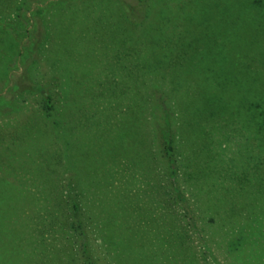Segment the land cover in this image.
Returning <instances> with one entry per match:
<instances>
[{
  "label": "rangeland",
  "instance_id": "1",
  "mask_svg": "<svg viewBox=\"0 0 264 264\" xmlns=\"http://www.w3.org/2000/svg\"><path fill=\"white\" fill-rule=\"evenodd\" d=\"M51 1L0 0V239L6 238L0 264H82L72 197L98 264H264L261 114H253L254 130L246 125L240 137L230 132L229 142L211 144L208 159L193 155V132H184L187 140L179 136L176 184L183 204L161 153V112L143 105L136 116L132 106L133 61L126 52L135 25L115 1L79 3L76 13L64 5L55 19ZM190 11L200 19L184 27L201 23L197 34L221 44L206 49L213 64L201 62L185 82L254 84L260 93L264 0H214ZM23 73L54 93L52 110L36 93L17 94ZM182 122L179 117L178 129ZM186 230L188 239L179 242ZM236 238L244 251L230 248Z\"/></svg>",
  "mask_w": 264,
  "mask_h": 264
},
{
  "label": "trees",
  "instance_id": "2",
  "mask_svg": "<svg viewBox=\"0 0 264 264\" xmlns=\"http://www.w3.org/2000/svg\"><path fill=\"white\" fill-rule=\"evenodd\" d=\"M93 1L103 0H53L51 1V17L55 19L63 15L64 13H61L60 10L64 5H68L67 13H76L81 9L79 3L92 6L95 5ZM106 1H115L121 10L120 16L132 21L135 25V34L133 33V35L136 40L134 44L131 43V47L126 52L129 57L131 56L130 62L133 61L131 64L132 75H134V83L131 85V92L134 97L132 106L135 108L136 116H138L140 109L144 106L148 107V105L153 112L157 110L161 112L162 126L158 128L161 153L171 171L172 192L185 204L186 200L176 184L179 136L187 140L184 137V132H193L191 138L194 143L192 145L198 148L192 150L193 155L196 157L197 154L200 158L208 159L210 156L208 155L210 154L209 146L212 144L219 147L229 142L234 137L230 136V132L235 133L237 131L236 135L240 137L241 135L238 134L243 130L245 131L246 125L248 126L247 130H254L253 114L257 111L261 114V123L258 129L264 133V81L257 89L260 90L258 94L254 84L235 83L232 85L224 81L219 82L218 79L214 82L207 81V86L202 83L185 82L183 76L186 75L187 77V73L199 68L197 66H200L201 62L207 61L213 64L212 59L209 61L210 57L207 56L206 49L212 47L213 44L216 47L221 44V40L216 36L205 35L203 37L197 34L201 23H197L194 29L184 27L186 23L200 19L197 13L190 11V5L212 3L214 0ZM214 4L217 9H221L220 2L216 1ZM241 5H243L242 1L237 4V7ZM238 13L242 15L239 10ZM145 24H148L145 32L148 34L146 38L142 30L144 29L142 26ZM39 37L40 39L46 38V35L44 32H40ZM118 56V59H122L120 55ZM206 64L210 65L209 63ZM211 67L206 66L204 69L212 73L213 68ZM219 68L222 67L219 66ZM219 73L223 76V72L219 70L216 74L217 77L221 78ZM29 81L28 74L23 73L17 86V94L36 93L42 97L47 109L52 110L54 93L49 94L43 85H34ZM146 84L150 86H146ZM152 92L156 94V97L150 99L148 96ZM257 101L258 105H256ZM179 117L184 126L181 129H178L176 124ZM139 119L136 118L138 121ZM180 132L183 134L180 135ZM237 137L235 139L238 140ZM57 181L54 191L57 195L56 204L59 195H61ZM26 184L27 181L23 182L22 186H26ZM58 204L60 203L58 202ZM71 207V227L75 232L73 237L77 239L78 244V255L76 256L82 264H98L97 259L90 252L86 229L81 221L79 204L74 197L71 199ZM187 219L190 226L196 229L194 216L188 213ZM3 228L0 226V238L3 236ZM137 234L138 232L135 233V236H138ZM187 234L188 231H184L178 237V241L185 242L188 239ZM221 239L226 240V236H222ZM5 240L6 238H2L0 242L3 244ZM203 240L206 241L207 239L204 238ZM241 242L240 239L233 241L230 248L232 249L231 246H233L237 251H244ZM204 248L206 250L203 256L206 258L211 252L210 247L207 249V244ZM129 252L130 250L127 249L122 250L121 256L123 257Z\"/></svg>",
  "mask_w": 264,
  "mask_h": 264
}]
</instances>
